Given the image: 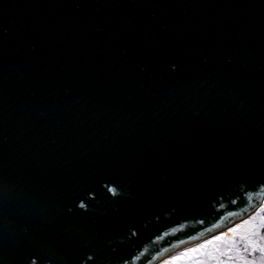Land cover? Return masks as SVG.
Masks as SVG:
<instances>
[{
	"label": "water",
	"instance_id": "water-1",
	"mask_svg": "<svg viewBox=\"0 0 264 264\" xmlns=\"http://www.w3.org/2000/svg\"><path fill=\"white\" fill-rule=\"evenodd\" d=\"M262 206L264 0H0V264H151Z\"/></svg>",
	"mask_w": 264,
	"mask_h": 264
},
{
	"label": "snow or ice",
	"instance_id": "snow-or-ice-1",
	"mask_svg": "<svg viewBox=\"0 0 264 264\" xmlns=\"http://www.w3.org/2000/svg\"><path fill=\"white\" fill-rule=\"evenodd\" d=\"M261 213H264V206L256 215L227 232L185 248L164 260L163 264H264V215Z\"/></svg>",
	"mask_w": 264,
	"mask_h": 264
},
{
	"label": "bare ground",
	"instance_id": "bare-ground-1",
	"mask_svg": "<svg viewBox=\"0 0 264 264\" xmlns=\"http://www.w3.org/2000/svg\"><path fill=\"white\" fill-rule=\"evenodd\" d=\"M255 212H256V211H255ZM253 213H254V212H253ZM253 213H250V214H248V215H251V214H253ZM248 215H245V216H243V217L237 219L236 221H234V222L228 224L227 226L221 228L220 230H218V231H216V232H214V233H212V234H210V235H208V236H206V237H204V238H202V239H200V240H198V241H196V242H193V243L187 244V245L182 246V247H180V248H178V249H176V250H174V251H172V252H170V253H168V254L163 255L162 257H160L159 259H157L156 261H154V262L151 263V264H155V263H156L158 260H160L161 258H163V257H165V256H168V255H170V254H173V253H175V252H177V251H180V250H181L182 248H184V247H187V246H189V245H193L194 243H197V242H199V241H201V240H206V239H208V238H212V237L215 236V235H219V234H221V233L227 231V229L230 228L233 224H235V223L239 222L240 220L246 218Z\"/></svg>",
	"mask_w": 264,
	"mask_h": 264
},
{
	"label": "rangeland",
	"instance_id": "rangeland-1",
	"mask_svg": "<svg viewBox=\"0 0 264 264\" xmlns=\"http://www.w3.org/2000/svg\"><path fill=\"white\" fill-rule=\"evenodd\" d=\"M258 211H259V210H257L256 212H254V213L251 214V215H248L246 218H244V219L240 220L239 222L233 224L231 227H235L236 224L242 223L243 220L251 218L252 216L256 215V213H257ZM261 215H264V213H261ZM231 227H230V228H231ZM228 229H229V228H228ZM228 229H227V231H228ZM227 231H225V232H227ZM230 235H231V234H230ZM208 239H211V238H208ZM203 241H204V240H201V241H199V242H197V243H194L193 245H189V246H187V247H184V248H182L180 251H183L185 248H188V247H194L195 245H197V244H199V243H201V242H203ZM180 251H177V252H175V253H173V254H170V255H168V256H165V257L161 258V259L158 260L155 264H163L164 260L169 259L171 256L176 255V254H177L178 252H180Z\"/></svg>",
	"mask_w": 264,
	"mask_h": 264
}]
</instances>
